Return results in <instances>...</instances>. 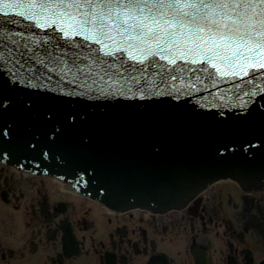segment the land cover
<instances>
[{
    "label": "water",
    "instance_id": "95a60500",
    "mask_svg": "<svg viewBox=\"0 0 264 264\" xmlns=\"http://www.w3.org/2000/svg\"><path fill=\"white\" fill-rule=\"evenodd\" d=\"M56 7L0 5V161L116 212L264 185V48L163 21L98 39Z\"/></svg>",
    "mask_w": 264,
    "mask_h": 264
},
{
    "label": "flooded vegetation",
    "instance_id": "af4514ba",
    "mask_svg": "<svg viewBox=\"0 0 264 264\" xmlns=\"http://www.w3.org/2000/svg\"><path fill=\"white\" fill-rule=\"evenodd\" d=\"M54 182L0 163V264H183V250L185 264H264V229L244 213L254 198L264 207V192L218 186L157 215L70 191L56 199Z\"/></svg>",
    "mask_w": 264,
    "mask_h": 264
},
{
    "label": "snow or ice",
    "instance_id": "6c2138e0",
    "mask_svg": "<svg viewBox=\"0 0 264 264\" xmlns=\"http://www.w3.org/2000/svg\"><path fill=\"white\" fill-rule=\"evenodd\" d=\"M3 4L56 5L47 11L78 31H94L98 39L110 36L108 29L112 28L118 32L132 29L140 35L142 30L151 29L148 21L157 26L163 21L165 25L188 28L197 39L204 38L200 33H207V39L214 42L253 43L264 48V7H255L264 6V0H0ZM152 38L160 37L153 33Z\"/></svg>",
    "mask_w": 264,
    "mask_h": 264
},
{
    "label": "bare ground",
    "instance_id": "6f19581e",
    "mask_svg": "<svg viewBox=\"0 0 264 264\" xmlns=\"http://www.w3.org/2000/svg\"><path fill=\"white\" fill-rule=\"evenodd\" d=\"M1 164H3L4 162L0 161ZM5 164V163H4ZM13 168H17L15 166H12ZM20 171L24 172V173H27V174H31V175H35V176H45L44 174H41V175H37V174H40V173H36V174H32L30 172H26L24 170H21ZM47 176V175H46ZM60 184L65 187L68 191L70 192H75V193H78L81 195V193L77 192L75 190V188H73L70 183H65L64 181H62L61 179H58ZM218 186H224V187H234V189L240 191V192H244V193H256V192H264V185H260L256 188H253V189H247V188H244L242 185L239 184L237 178H234V177H229V176H226L225 178H217L216 181H213L212 183L208 184L207 187H205L203 190H201L194 198H192L185 206H183V208H179V207H172V208H168L164 211H152V210H148V209H144L142 207H133V208H130V209H127L126 212H121V213H127V212H135V211H142V212H145V213H152V214H157V215H160V214H164V213H168V212H173V211H179V210H182V209H185L191 202H193L199 195L207 192L208 190L214 188V187H218ZM91 200H94L92 199L90 196H85ZM245 201L244 202H249L247 201L246 199H244ZM95 201V200H94ZM260 201H263V199L261 200H256L255 198L253 199V203L251 201L252 204H254V208L256 210L255 213H250V212H244L246 214V218L248 220V224L247 225H251L252 223L253 224H258L259 222L261 223V228L264 229V212H261V210L264 211V207H262ZM101 204V203H100ZM102 206H104L103 204H101ZM105 209L109 210L110 212H116L115 210L113 209H109L108 207H105ZM253 208V211H255ZM256 217L258 219V221H256V219L254 218ZM252 221V223H251ZM160 264H163V263H160Z\"/></svg>",
    "mask_w": 264,
    "mask_h": 264
},
{
    "label": "rangeland",
    "instance_id": "374dc122",
    "mask_svg": "<svg viewBox=\"0 0 264 264\" xmlns=\"http://www.w3.org/2000/svg\"><path fill=\"white\" fill-rule=\"evenodd\" d=\"M45 177H49L50 179H56V180H57V183L54 182V183H55L54 186L56 187L55 190L58 192V195H61V196H54L56 199H59V198H62V197H69V195H71V194H68V190L60 184V182H59V180H58L57 178H55V177H50V176H45ZM58 182H59V183H58ZM60 193H62V194H60ZM66 193H67L68 195H66ZM71 196H72V195H71ZM78 199H80V198H78ZM95 202H97V201H95ZM97 203H99V202H97ZM118 213H119V212H118ZM186 236H187V235H186ZM183 241H184V240L180 241L179 246L175 245V246L179 247V248H177V247H175V248H176L178 251H180V252H182V246H181V244H183ZM182 254H183V255L180 256L179 258H180V259L182 258L183 264H185V263H186V260L184 259V258H185V257H184V255H185L184 250H183ZM203 255H205V252H203Z\"/></svg>",
    "mask_w": 264,
    "mask_h": 264
}]
</instances>
